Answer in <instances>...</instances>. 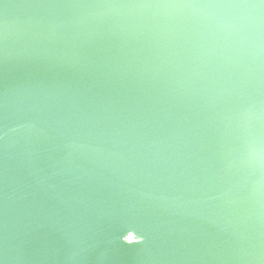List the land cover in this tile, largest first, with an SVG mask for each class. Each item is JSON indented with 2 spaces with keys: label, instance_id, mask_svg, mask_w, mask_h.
Returning a JSON list of instances; mask_svg holds the SVG:
<instances>
[{
  "label": "water",
  "instance_id": "obj_1",
  "mask_svg": "<svg viewBox=\"0 0 264 264\" xmlns=\"http://www.w3.org/2000/svg\"><path fill=\"white\" fill-rule=\"evenodd\" d=\"M3 2L0 261L258 264V0Z\"/></svg>",
  "mask_w": 264,
  "mask_h": 264
},
{
  "label": "clouds",
  "instance_id": "obj_2",
  "mask_svg": "<svg viewBox=\"0 0 264 264\" xmlns=\"http://www.w3.org/2000/svg\"><path fill=\"white\" fill-rule=\"evenodd\" d=\"M208 7V8H250V9H257L260 8L258 6H252L251 4H241V3H224V4H205V5H180V4H170V5H105V7ZM259 160V156H257ZM142 236L141 244L145 243V236ZM124 240V237H122ZM258 264H264V256H256L255 257ZM0 264H4V262H0Z\"/></svg>",
  "mask_w": 264,
  "mask_h": 264
},
{
  "label": "snow or ice",
  "instance_id": "obj_3",
  "mask_svg": "<svg viewBox=\"0 0 264 264\" xmlns=\"http://www.w3.org/2000/svg\"><path fill=\"white\" fill-rule=\"evenodd\" d=\"M0 4L3 5V12L0 13V16L3 17V22L6 25L7 24V10L9 8H14V7H24L26 5L22 4H15V5H9L8 3H4L3 0H0ZM252 6H258L260 8H264V0H258L256 3H250ZM2 262V261H0Z\"/></svg>",
  "mask_w": 264,
  "mask_h": 264
}]
</instances>
